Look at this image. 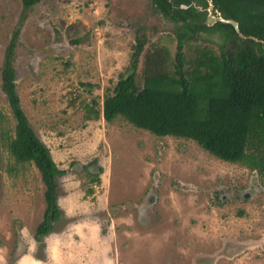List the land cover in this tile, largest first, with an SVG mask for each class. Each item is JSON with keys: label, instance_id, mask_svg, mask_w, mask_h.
I'll list each match as a JSON object with an SVG mask.
<instances>
[{"label": "rangeland", "instance_id": "obj_1", "mask_svg": "<svg viewBox=\"0 0 264 264\" xmlns=\"http://www.w3.org/2000/svg\"><path fill=\"white\" fill-rule=\"evenodd\" d=\"M23 9L21 0H0V264H264V178L256 171L120 117L88 119L126 73L138 39L139 83L147 50L174 56V25L151 0H40L21 21ZM18 26L20 105L66 172L57 179L62 216L40 241L45 187L35 166L8 150L15 120L1 91ZM210 40L193 45L217 51L218 38Z\"/></svg>", "mask_w": 264, "mask_h": 264}, {"label": "trees", "instance_id": "obj_2", "mask_svg": "<svg viewBox=\"0 0 264 264\" xmlns=\"http://www.w3.org/2000/svg\"><path fill=\"white\" fill-rule=\"evenodd\" d=\"M21 1L23 21L25 11L40 0ZM209 1L223 19L238 24L241 36L229 24H205L208 0H151L174 25V56L163 47L147 50L139 83L144 42L138 39L126 73L104 97L101 112L93 111L88 119L101 114L111 123L120 117L158 137L191 140L216 159L244 164L264 178V0ZM19 33L18 26L5 49L1 91L15 120L8 150L16 162L33 164L45 187V209L35 229L40 241L62 216L57 179L66 172L57 167L21 108L13 67ZM213 37L218 38L217 51L193 45ZM91 175L99 183L98 174Z\"/></svg>", "mask_w": 264, "mask_h": 264}, {"label": "water", "instance_id": "obj_3", "mask_svg": "<svg viewBox=\"0 0 264 264\" xmlns=\"http://www.w3.org/2000/svg\"><path fill=\"white\" fill-rule=\"evenodd\" d=\"M208 5H209L210 8L212 7V3L209 0H208ZM182 8H185V7L182 6ZM211 10L212 9H208L209 15H208V17H206V25L207 26H212L216 22H220V23H224V24H229L241 36V34L239 32L238 24L235 21L228 20V19H223L220 15L213 16L212 13H211Z\"/></svg>", "mask_w": 264, "mask_h": 264}, {"label": "flooded vegetation", "instance_id": "obj_4", "mask_svg": "<svg viewBox=\"0 0 264 264\" xmlns=\"http://www.w3.org/2000/svg\"><path fill=\"white\" fill-rule=\"evenodd\" d=\"M210 7L206 8V9H209ZM210 9H214L213 6L210 8Z\"/></svg>", "mask_w": 264, "mask_h": 264}, {"label": "crops", "instance_id": "obj_5", "mask_svg": "<svg viewBox=\"0 0 264 264\" xmlns=\"http://www.w3.org/2000/svg\"><path fill=\"white\" fill-rule=\"evenodd\" d=\"M62 264V263H61ZM75 264V263H74Z\"/></svg>", "mask_w": 264, "mask_h": 264}]
</instances>
